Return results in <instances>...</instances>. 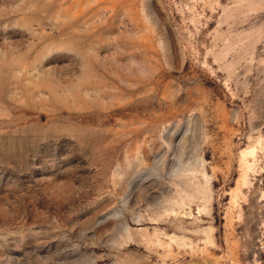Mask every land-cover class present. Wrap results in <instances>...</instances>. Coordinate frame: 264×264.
Wrapping results in <instances>:
<instances>
[{"label": "rangeland", "instance_id": "374dc122", "mask_svg": "<svg viewBox=\"0 0 264 264\" xmlns=\"http://www.w3.org/2000/svg\"><path fill=\"white\" fill-rule=\"evenodd\" d=\"M0 264H264V0H0Z\"/></svg>", "mask_w": 264, "mask_h": 264}]
</instances>
